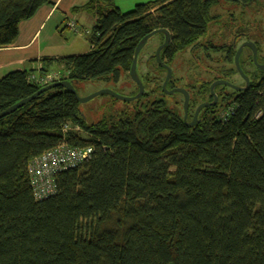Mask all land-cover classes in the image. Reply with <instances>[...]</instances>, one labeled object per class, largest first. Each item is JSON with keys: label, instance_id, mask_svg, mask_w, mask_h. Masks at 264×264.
<instances>
[{"label": "trees", "instance_id": "1", "mask_svg": "<svg viewBox=\"0 0 264 264\" xmlns=\"http://www.w3.org/2000/svg\"><path fill=\"white\" fill-rule=\"evenodd\" d=\"M220 1L264 5L153 0L123 12L115 0H88L73 11L93 16L84 32L92 49L43 57L38 72H7L0 78V112L45 86L28 75L55 73L50 65L63 68L56 81L118 82L136 46L158 28L170 32L160 53L169 65L177 52L200 45ZM44 4L53 1L0 0V47L12 44L19 23ZM159 34L158 45L165 39ZM212 49L224 50L235 66L233 44ZM239 61L249 88H230L193 126L160 96L146 104L141 96L132 113L88 123L76 95L63 86L0 118V264H264V70L247 69L242 56ZM152 62L165 71L155 54L147 58ZM199 88L209 94L206 84ZM204 95L195 93L193 108ZM67 124L79 125L86 136L64 131ZM62 142L92 146V155L59 171L55 193L38 199L28 164Z\"/></svg>", "mask_w": 264, "mask_h": 264}, {"label": "rangeland", "instance_id": "2", "mask_svg": "<svg viewBox=\"0 0 264 264\" xmlns=\"http://www.w3.org/2000/svg\"><path fill=\"white\" fill-rule=\"evenodd\" d=\"M210 13L214 18L210 21L206 34L199 39L200 45L177 52L173 61L170 62L169 66L172 69L173 77L179 82L178 84L191 89L193 85L199 86L200 83H207L211 78L208 70L226 69L230 73L232 83L242 86L245 81L239 75V72H233V69H235L233 62L225 60L224 51H214L212 48L233 44L234 48L237 49L243 41L250 40L261 48V56L264 57V5L242 7L241 5L220 1L211 8ZM66 36L69 39L75 37L72 32L67 30ZM159 42L160 34H154L138 55L137 71L144 83L145 91L149 93L146 97L142 96V103L144 104L151 99L158 98L161 92L160 84L165 72L157 68L154 62L147 63V58L154 52ZM205 45L210 46V48L212 46V48L206 50L204 49ZM242 54V58L246 59L251 51L246 48ZM246 67L251 71L256 70L254 65L250 63ZM51 70L55 73L61 72V75L64 72L57 67H53ZM147 74L152 81L146 80L145 75ZM74 87L80 97L88 96L103 88L111 89L124 96H131L137 89V84L131 79L128 72L122 74L118 82L105 79L82 80L76 81ZM160 97L165 99L167 106L183 113L182 98L180 96L165 95ZM134 109V100L122 101L104 93L88 101L79 102L80 114L88 123H94L103 117L119 115L123 112L132 113ZM70 127V130L82 134L83 137L86 136L83 129H78L77 125H70Z\"/></svg>", "mask_w": 264, "mask_h": 264}, {"label": "crops", "instance_id": "3", "mask_svg": "<svg viewBox=\"0 0 264 264\" xmlns=\"http://www.w3.org/2000/svg\"><path fill=\"white\" fill-rule=\"evenodd\" d=\"M52 1L53 4L40 6L31 18L19 23V33L12 44L0 47V78L16 69L38 72L43 57L58 58L92 49L85 33L91 30L94 18L86 11H73V8L81 7L88 0ZM149 1L153 0H115V3L123 12H127L135 5ZM71 21L77 23L80 31L69 25ZM66 30L75 37L69 39ZM53 67L63 71L61 66L55 64L50 65L48 71H53Z\"/></svg>", "mask_w": 264, "mask_h": 264}, {"label": "water", "instance_id": "4", "mask_svg": "<svg viewBox=\"0 0 264 264\" xmlns=\"http://www.w3.org/2000/svg\"><path fill=\"white\" fill-rule=\"evenodd\" d=\"M159 32H161V33H163L165 35V39H164V41L161 44H159L157 46L156 51H155V57H156L157 62L160 65H162L167 71L165 80H164L163 85H162V89H163V91H165L167 93H173L174 91H180V92L183 93V95H184V118L183 119H184V121L186 122V124L188 126H193L195 124L196 120H197V115H198L199 111L206 105L214 104L216 102V100H217V97L215 96V99L212 102L201 103L197 107V109L195 111V115H194L193 120L190 121V122L187 121L188 105H189V94H188V91L186 89H184V88H176V89L171 90V91H167L166 90V84H167L168 80L172 77V69H171V67L169 65L165 64L164 62H162L161 57H160L161 50L170 41V32L167 29H164V28H158V29L153 30L152 32H150L149 34L144 36L142 38V40L139 42V44L136 46V49H135V52H134V55H133V60H132V63H131V66H130V70H129V75H130L131 79L138 86V92L136 94L131 95V96H124V95L118 94L117 92H115V91H113L111 89L103 88V89L98 90V91H96V92H94V93H92V94H90L88 96L80 97V96L77 95V92H76V89H75L73 83L71 81H69V80L64 79V80H59V81L52 82L50 84H47V85L41 87L33 95H31V96H29L27 98H24V99L18 101L17 103L9 106L8 108L4 109L3 111L0 112V118H2L3 116H6V115L14 112L16 109H18L19 107L23 106L27 102L35 99L40 93H42V92H44V91H46L48 89H51L53 87H56V86H63L66 89L70 90L72 93H74L76 95V98H77V100L79 102L88 101V100L92 99L93 97H95V96H97L99 94H103V93L104 94H108V95L112 96L113 98L120 99L122 101H133V100H136V99L140 98L145 93V86H144V83H143L142 79L140 78V76L138 74V71H137L138 55H139L140 51L142 50V48L146 45V43L149 40V38L152 37L154 34L159 33ZM244 46H249L252 49L254 63L256 64L258 69L264 70V63H260L257 60V46H256V44L254 42H252V41L243 42L242 44H240V46L236 50V53H235V56H234V62H235V67H236L237 71L239 72V74L245 80V86H239V85L233 84L232 82L221 80V81L214 82L211 85V90L213 89L215 84H219V83L226 84V85L230 86L231 88H233V89H235L237 91H244L250 86V79L244 73L243 69L241 68L240 61H239V58H240V55H241V52H242V49H243Z\"/></svg>", "mask_w": 264, "mask_h": 264}, {"label": "built area", "instance_id": "5", "mask_svg": "<svg viewBox=\"0 0 264 264\" xmlns=\"http://www.w3.org/2000/svg\"><path fill=\"white\" fill-rule=\"evenodd\" d=\"M69 25L78 30L76 22L71 21ZM60 78L59 73H31L28 75V80L39 85H47ZM226 113L221 115L225 118ZM67 124L64 131L70 129ZM77 128L81 127L77 125ZM93 152L92 146H72L67 142H62L54 148L41 153L31 159L28 164V172L33 189L34 196L38 199L48 197L55 193L54 185L55 175L64 169L77 167L87 161Z\"/></svg>", "mask_w": 264, "mask_h": 264}, {"label": "flooded vegetation", "instance_id": "6", "mask_svg": "<svg viewBox=\"0 0 264 264\" xmlns=\"http://www.w3.org/2000/svg\"><path fill=\"white\" fill-rule=\"evenodd\" d=\"M246 41H250V40H246ZM246 41H243V42H246ZM242 42V43H243ZM253 42V41H252ZM241 43V44H242ZM256 44V43H255ZM257 46V44H256ZM157 48V47H156ZM156 48L154 51H156ZM249 49L251 51V54L249 55L247 59V64L250 63V64H254L256 66V64L254 63L253 61V52H252V49L249 47V46H244L243 49H242V52H241V56L243 55L242 53L244 52V49ZM221 51H224V50H221ZM152 54H155L154 52L151 53L149 56H151ZM259 54H261V51L259 50V48L257 47V60L258 62L260 63H264V62H261L259 61ZM224 57H225V54H224ZM257 67V66H256ZM165 69V68H164ZM229 70V69H228ZM165 74H164V77H163V80L161 81V87H160V96H165V95H170V96H180L182 98V107H183V112H184V95L182 92L180 91H174L173 93H167L165 91H163L162 89V85H163V82L165 80V77H166V74H167V71L165 69ZM209 74L211 75V78L207 81V83H200L199 86H194V88L191 87V89L187 88L186 86H181L180 84H178L179 82L176 81V79L173 77V74H172V77L168 80L167 84H166V90L167 91H171V90H174L176 88H184L188 91V94H189V105H188V114H187V121L190 122L193 120L194 118V115H195V111L197 109V107L201 104V103H204V102H212L214 99H215V96L217 97V100L214 104L212 105H215L218 101H219V98L222 96V95H225L228 93V90H230V86L226 85V84H222V83H219V84H215L214 87H213V91L211 90V85L216 82V81H221V80H225V81H229V82H232L230 80V75H229V71H227L226 69H223V70H219V71H216L215 69H210L208 70ZM240 75V74H239ZM241 76V75H240ZM242 77V76H241ZM243 78V77H242ZM245 81V80H244ZM206 84L208 86V89H209V94H206L204 95L202 93L203 89H200L199 87L201 85H204ZM234 84V83H233ZM242 86H245V82ZM249 88V87H248ZM247 88V89H248ZM233 89V88H232ZM195 93H196V96L198 97H202L203 95L205 96L204 99H202L201 101H199L195 107L193 108V98L195 96ZM199 93V94H198ZM211 95V96H210ZM212 105H206L204 106L200 111L199 113L205 108V107H208V106H212ZM199 113L197 115V119H198V116H199ZM183 118H184V114H183ZM197 121V120H196Z\"/></svg>", "mask_w": 264, "mask_h": 264}]
</instances>
